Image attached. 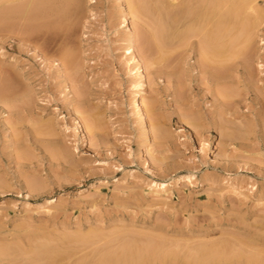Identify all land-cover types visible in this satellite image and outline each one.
<instances>
[{"label":"rangeland","instance_id":"1","mask_svg":"<svg viewBox=\"0 0 264 264\" xmlns=\"http://www.w3.org/2000/svg\"><path fill=\"white\" fill-rule=\"evenodd\" d=\"M28 1L0 0V264L129 263L148 243L181 261L161 264L203 261L199 244L216 248V264H264V16L245 67L216 83L196 36L177 60L151 64L152 31L171 42L183 24L163 8L179 0H143L141 14L130 0H56L55 26L35 8L26 19ZM252 5L264 14V0Z\"/></svg>","mask_w":264,"mask_h":264},{"label":"bare ground","instance_id":"2","mask_svg":"<svg viewBox=\"0 0 264 264\" xmlns=\"http://www.w3.org/2000/svg\"><path fill=\"white\" fill-rule=\"evenodd\" d=\"M142 1L143 0H130V2L132 3V4L130 3L131 6H132V9L136 10L137 13L139 12V14L144 13L141 10V9H143L142 8L143 6H141V5L139 6L138 5L140 2L142 3ZM144 1H146V0H144ZM148 1L149 0H147V3H148ZM152 1H149V2H152ZM163 1H161V2L163 3ZM166 1L168 2V0H165V2ZM191 1L192 2L195 1V2H193V5H194V3H196L195 7L192 5ZM254 1H256V0H179V2H177V3L173 2V1H170L168 3V5L166 7L164 6L163 8H167L168 7V9H170L171 15L169 17H171L172 23H174V20L177 17L176 13L179 14V11L181 12L180 14H183V15H179V16L180 17L183 16V17L187 18V21H185V19H183V17H181L182 20H179V18H178V21H182L183 24L181 25L178 22L179 25H181L180 29L178 28L177 29L178 31L175 30L176 32L175 31L173 32V30L171 31V32H173L172 36L174 37V39L172 41H171L172 38L170 39L171 42H167L166 41L167 43L166 42L164 43L160 39L155 37L157 35L156 33L159 31L158 30L159 28L157 29L158 30L157 32L155 30L152 31L153 32L152 33V37H153L152 39L153 40L151 39L152 43H151V47H149V48L150 49L152 48L153 52H156L158 54V57H157L158 59H155L156 57L153 58L154 60H151V64H153L155 61H158V62L163 61L164 62V60H166L167 58L168 59L177 60V57L179 56V53H180V55H181V53L185 54L187 52L186 50H188V48H190V45H191L190 38L191 37L193 38V37L196 36V37H198V39H200V41L198 39H196L197 43H199V49L198 50H199V56H200V57L197 58L198 59L197 62H202L204 64V65L201 64V66H205V69H206L207 73L210 75V77H212V79L216 78V83L219 82L221 79L225 81V79L227 78L226 77L227 73L225 72L226 68H230L231 66L237 67L238 65H241L242 67H245V60L242 57H243V55L245 54V52L249 48L248 47L249 46L248 41L251 40V38H252V33L250 31L251 28L249 29V27H253L254 28L253 25L256 26V24L259 23L258 22L259 19H261V17L264 16V14L261 11H258L256 9H255L256 11H253L255 6H253L254 4L252 5V3ZM155 2H156V0H155ZM155 2H154V4H155ZM57 4H56V0H30L24 6L22 5V6H19V7H22L21 9H22L23 12H21V13H24L25 15L28 16V18H26V19H30L31 16H34L35 15L34 12L36 11V14L38 13V15L43 18V21L45 20L44 23H46V20L49 19V21H50V18H52L53 16L56 17L58 15V12L60 11V9H59ZM128 4H129V2H128ZM154 4H152V5H154ZM158 4H159V2H158ZM143 5H145V4H143ZM160 5H161V3H160ZM160 5H159V7H160ZM61 7L64 8L65 6L62 5ZM138 7H141V9L138 8ZM144 7H145L144 8L145 10L147 8H149V7H146V5ZM152 7H151V9L154 11L153 8H155V5H154L153 8ZM34 8L37 9V10L33 11ZM63 8H61V10H63ZM196 8H198V9H196ZM17 9H19V8H16V10ZM21 9H20V11H21ZM159 9L160 8L155 9L156 11L158 10V12H157L158 14L160 13ZM9 10H11V9H9ZM149 10H150V8H149ZM251 10L253 12H251ZM1 12H3V11H1ZM18 12H19V10H18ZM145 12H146V14H144L142 16L146 17L148 14H150V16L153 17V13L154 12L153 13H151L149 11H148L149 13L147 11H145ZM170 12L168 11L166 13L168 14ZM4 13H6V12H4ZM21 13H19V14H21ZM162 13H163V11H162ZM139 14H136V15L138 16ZM158 14H156V16ZM0 15H2V14H0ZM9 16L11 17V15H9ZM139 16H141V15H139ZM191 16H193V17H191ZM154 17H155V15H154ZM161 17H163V16H161ZM1 18H2V16H1ZM159 18H160V16H159ZM159 18H157V19L159 20ZM165 18H168V17L166 16ZM165 18H163V19H165ZM31 19H33V18H31ZM35 19H37V18H35ZM52 19L49 22V24L51 25L54 22L52 25L55 26L56 23H57L56 21L58 20V18H56V21H55V19L54 20H52ZM2 20H4V19L2 18ZM151 20H152V22L156 21V20L153 21V18ZM160 21H161V19H160ZM147 22L150 23L151 21L149 22V20H148ZM152 22L150 23V25L153 24ZM162 23H163V21L159 22L158 24H156V22H154L153 26L155 24L159 25V26H162ZM164 23H166V21ZM167 23H168V21H167ZM42 24H43V22H42ZM49 24H46L47 25L46 28H48ZM168 25H169V23H168ZM174 25H175V23H174ZM54 26H53V28H55ZM153 26H152V29H155V28H153ZM163 26H165V24H163ZM44 28L45 27L43 26V32H44ZM161 28H163V27H161ZM174 28L176 29V26ZM50 29H51V27H50ZM163 29L166 30L167 28L164 27ZM164 30H163L162 34H164ZM48 31H50V30H48ZM160 31H162V29H160ZM168 31H170V28L168 29ZM168 31H167V33H169ZM45 33H49V32H46V30H45ZM158 33H160V32H158ZM150 34H151V32H150ZM154 34H156V35H154ZM157 36L160 38V35H157ZM146 37L150 38L151 35H150V37L149 36H146ZM161 38H162V36H161ZM240 38H243V39H240ZM162 39H164V37ZM165 39H166V37H165ZM148 41L146 39V42H148ZM163 41H165V40H163ZM148 44H149V42H148ZM132 47H133V45H131V48ZM152 49H151V51H152ZM182 51L183 52L185 51V52L183 53ZM64 53L65 54H64V61L63 62H67L65 64H72L73 61L71 59L70 53H68V52L67 53L64 52ZM196 53H198V51ZM241 54H243V55H241ZM2 62H3V60L2 61L0 60V85H1V83H4L3 80H4L5 77L3 76V73L6 71V70L3 71V68L5 69V67H4V64ZM136 63H137V67H138L139 66V59L138 58H136ZM160 63H158V65ZM166 63H167V61H166ZM138 68H140V66ZM161 68H163V66ZM205 69L202 72H206ZM158 71H160V70L158 69ZM6 75H7V73H6ZM227 75H229V74H227ZM6 79H8V78H6ZM221 81L219 83H223V81L222 82ZM6 84H7V82H6ZM3 91H5V90H3ZM222 92L218 93L217 90H216V101H218L217 103L220 102L221 104H225V99H226L225 97L226 96H225L224 92L223 93ZM0 96H2V95L0 94ZM223 98H225V99L223 100ZM155 106H156V103L150 102V103H148V105H146V109H148V111H151V110H153L155 108ZM133 107L136 108L137 113L142 114V112H141L142 108H141V103H140V94L138 93V91L135 92V96H134V99H133ZM192 109H190V112L192 111ZM195 111L196 110H194V112ZM219 111H216V125L217 126H218V123H219L218 121H220L218 118L220 117V115L222 116L221 112H219ZM194 112L192 111V113H194ZM225 112L228 113L227 111H225ZM196 113L197 112H195V114ZM192 115H194V114H192ZM192 115H190L191 116V120H192V118H195L194 121H198L197 118L199 116L195 117V116H197V115H195L194 117H192ZM229 115H230V113H229ZM194 121H192V122H194ZM221 121H222V119H221ZM143 128H145V125L143 126ZM160 128L161 127L157 126L155 128V130H157V132L158 131H162V129L160 130ZM158 133L160 134V132H158ZM175 181H176V178H173L172 180H169V181H159L157 183H158V187L166 188V187H168L170 185H173ZM148 244L142 245L143 247L142 248L140 247L138 252L135 253V254H137L135 257H133L132 254L129 255L128 257L131 258V256H132L134 258V260H132L133 259L132 258L131 259L132 263H130V258H129V263L128 262H126V263L127 264H144V263H149V262L150 263H154L157 260L159 262V264H161V263H164L167 260V258H169V260H172L171 262H173V263L181 262L180 260H178L179 259L178 258L179 255L176 256L174 254L173 255L171 254V256H170L169 251H166L165 249H163V250H165L163 252V250L161 249L160 245L157 246V245H150V244L148 245ZM203 245L202 244L196 245V246H199V247L195 248V250L197 248H200V249H197V251L198 250L200 251V252L198 251L197 253H201L203 255V259H202L203 261H201V258H200L199 259L201 261L200 262L196 258V260L199 262V263H196V260L194 258L192 260V262H195L196 264H216V257H217L216 256V248L215 247L214 248L211 247V245H210V247H208L206 245L203 246ZM203 247L205 248L204 250H203ZM195 250H193V248H192V251H194V253L196 252ZM207 250H208V252H207ZM204 252H206V253H204ZM201 254H199V255H201ZM204 254L205 255L207 254L208 257L206 255L205 258H204ZM123 255L127 256V253H125ZM123 255L122 254L120 255L121 258L123 257ZM45 256H46V254H45ZM185 256H187V255L186 254L185 255L183 254V256L181 255V257H182L181 259H183V258L185 259ZM113 257L117 258L116 256H113ZM250 257H251V255H250ZM254 257H255V255H254ZM27 258L29 259V257H27ZM34 258H36V257H34ZM108 258L106 257L105 259H108ZM120 259L118 260V258H117L116 260L110 261V263L112 262V264H119L124 259L123 260L124 263H122V264H126L125 261H127V260L125 258H123L121 260ZM97 261H100V260H97ZM97 261H95V263ZM28 262H30V261L28 260ZM31 262H34V261H31ZM75 262H77V261H75ZM185 262L186 261H184V260L182 261V263H185ZM105 263H107V262H105ZM105 263H103V264H105ZM32 264H34V263H32ZM35 264H38V263L35 261ZM99 264H101V263H99Z\"/></svg>","mask_w":264,"mask_h":264}]
</instances>
